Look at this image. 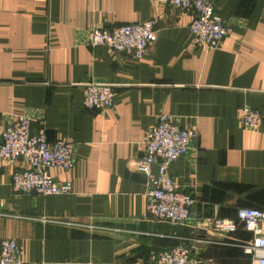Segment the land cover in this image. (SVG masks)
Listing matches in <instances>:
<instances>
[{"label": "crops", "instance_id": "obj_1", "mask_svg": "<svg viewBox=\"0 0 264 264\" xmlns=\"http://www.w3.org/2000/svg\"><path fill=\"white\" fill-rule=\"evenodd\" d=\"M214 11L232 33L207 49L191 42V13L160 0H0V142L25 114L31 131L73 144L70 170H51L71 181L67 195L14 192L11 175L26 163L0 158V240L15 239L28 264H154L182 241L196 264H251L250 227L219 233L211 219L264 210V0H214ZM149 18L157 39L141 58L87 42L93 28ZM89 81L112 85V107H83ZM243 106L261 112L255 130L238 121ZM159 113L198 132L168 165L194 196L182 224L146 215L136 168Z\"/></svg>", "mask_w": 264, "mask_h": 264}, {"label": "built area", "instance_id": "obj_2", "mask_svg": "<svg viewBox=\"0 0 264 264\" xmlns=\"http://www.w3.org/2000/svg\"><path fill=\"white\" fill-rule=\"evenodd\" d=\"M168 6L190 12L191 42L200 48H217L223 39L232 33V26L214 11V0H160ZM156 19L130 22L112 28L97 27L87 35L89 45H104L124 52L134 58L143 57L157 39ZM82 105L86 109L104 110L113 105L112 85L101 81H89L83 85ZM31 118L18 114L1 131L0 158L22 159L26 167L11 175L10 185L14 192H30L39 195L70 194V180L57 179L52 169L68 171L73 166V144L65 139L50 141L44 126L31 131ZM238 121L245 129L255 130L262 121L258 109L243 106L238 111ZM198 138L195 129L181 127L172 115L159 113L154 125L145 135L144 155L137 163V170L146 177V215L170 224L185 223L194 202L191 191L178 189L168 165L182 156L191 141ZM157 172L153 173L152 166ZM246 223L255 237L244 246L251 264H264V235L260 224L264 210L258 208L238 209L236 219L214 217L211 227L219 233H233L238 222ZM0 264H28L22 257L17 241L13 238L0 240ZM154 264H196L187 242H179L164 249Z\"/></svg>", "mask_w": 264, "mask_h": 264}, {"label": "water", "instance_id": "obj_3", "mask_svg": "<svg viewBox=\"0 0 264 264\" xmlns=\"http://www.w3.org/2000/svg\"><path fill=\"white\" fill-rule=\"evenodd\" d=\"M133 175H139V176H141L139 173H133ZM198 264H201V263H198Z\"/></svg>", "mask_w": 264, "mask_h": 264}]
</instances>
